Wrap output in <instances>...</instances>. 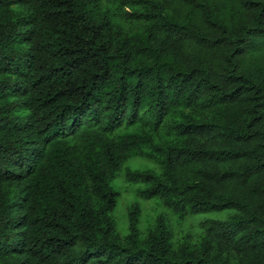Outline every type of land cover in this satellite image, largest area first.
I'll list each match as a JSON object with an SVG mask.
<instances>
[{
	"label": "trees",
	"instance_id": "1",
	"mask_svg": "<svg viewBox=\"0 0 264 264\" xmlns=\"http://www.w3.org/2000/svg\"><path fill=\"white\" fill-rule=\"evenodd\" d=\"M0 264H264V0H0Z\"/></svg>",
	"mask_w": 264,
	"mask_h": 264
},
{
	"label": "rangeland",
	"instance_id": "2",
	"mask_svg": "<svg viewBox=\"0 0 264 264\" xmlns=\"http://www.w3.org/2000/svg\"><path fill=\"white\" fill-rule=\"evenodd\" d=\"M130 168L137 169H152L155 168L151 162H146L139 159H133L128 164ZM114 185L119 186L120 199L114 211V217L117 222L118 232L125 235L127 232V210L134 203L138 204L140 208L139 228L140 231L145 230L154 224L156 217L159 214L163 215L164 220L168 224L170 231L173 235V241L177 242L185 237L187 234H192L197 237L201 231L198 228L200 222L205 220H227L233 214L231 210H223L220 212H210L196 214L188 217L185 220H180L176 215L168 211L161 204L160 200L153 198L151 200H141L135 192L138 186L127 184L122 179H117Z\"/></svg>",
	"mask_w": 264,
	"mask_h": 264
}]
</instances>
